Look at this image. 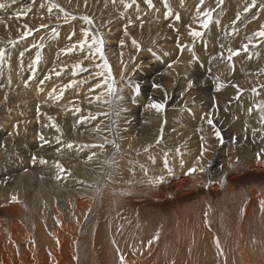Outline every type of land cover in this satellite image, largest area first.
I'll use <instances>...</instances> for the list:
<instances>
[{"label": "bare ground", "instance_id": "obj_1", "mask_svg": "<svg viewBox=\"0 0 264 264\" xmlns=\"http://www.w3.org/2000/svg\"><path fill=\"white\" fill-rule=\"evenodd\" d=\"M30 1H32V0H30ZM126 1H130V0H126ZM143 1H145V0H143ZM192 1L193 0H187V1H185V3H182L183 5H181L180 0H167V3L169 5V7L171 8L172 15L166 16V9H165V6H164V3L162 2V0H152L154 5L159 6V7L157 6L159 9H157L154 12L151 10L152 14H154L155 17L153 18L150 16L149 18H151L153 20L151 22L148 20V22H146V24L144 23L145 25H143V17H142V19L139 18V20L141 19L142 22L141 21L139 22V20L135 17L136 16L135 11H137V10H135V8H137V7H134L133 10H135V11H133V10H131V8L125 9V7H123V3H121L120 0H92V5H95V3H100V6L96 5V6H99V8L103 7L102 4L110 5V7L108 6V8H106V6L104 5L105 6L104 8L106 10L105 11L106 15H107V12L109 13V15H108L109 18H107V20L109 22H107V23L109 24V23L115 22V23L110 24V25H105L106 28L102 27L101 29H103V30H101V31H100V27H99L100 25H99L98 21L93 19L94 17H91V15H90V13H92V12H94V14H96L95 12H97V14H98L99 9H95V7H93L91 10L92 12H90V11L86 12L84 10V7L87 5L86 0H44V2H42V0H41V2L39 1L41 4H39V3H37V4H39V8L42 10H39V8H38V9L34 10L33 12H28L26 10L27 8H25V7L27 6V2L23 3V0H21V1L18 0V6H19L18 8H14V6L9 7V5L7 3H4L3 4L4 7L0 8V115H1V113H4L6 111H9L10 113L6 119H4V118L0 119V143H10L12 145V147L14 146L13 148H15L16 146H17V148H20L21 144H23V145L28 144V146H32L31 144H34V145L35 144H42V142L45 145L46 144L48 145L49 143H52V141L58 140V136H55L54 134H52L51 133L52 130L50 131L51 124L53 122L57 121V119L54 118L52 115L60 116L61 114H64L66 112L71 111L72 109H75L76 110L75 112L83 110L82 113L77 114V115H75L74 112H71L72 113L71 115L69 113L71 118L72 117L74 118V119L72 118L74 120L73 121V124H74L75 120L78 121L80 119V117L84 118V116L87 115V114H85V112H91V111L94 112L95 111V109H93V107H94V103L96 102V100H98L97 99L98 96L100 97V100L105 98L107 101V96H109L108 94L110 92L112 93L113 90H116L119 87L118 86L119 81L123 82L122 83L123 84L122 89L124 88L125 85L126 86L129 85L130 87H133V85H136V84L143 86L146 83H151L152 81H157L156 84L161 86L158 89L162 90V93H160L158 91V94H157L159 102H164L165 96L167 95L166 107L164 109L166 112L165 117L167 116L168 113H170L177 120L171 121V123H170L171 125H165L163 120H162L163 113L160 112V113L148 114V115L145 114L147 117V120L144 122L142 120L137 121V119H134L135 121H133L131 123L133 126L128 122L127 132L125 133L123 131L124 134L119 132L121 137L118 138L119 141L116 143V144H118L117 150L121 151V154L118 155V159H115L114 156L111 157V155H112V152H111L110 157L108 158V161L112 160V162H113L115 159L118 166H121L123 168H128L130 170V173L125 175V177L122 178L121 183L117 182L114 185H112V187H121L123 190H125L129 193L130 192H132V193L136 192L138 194V196L142 195L144 193L150 194V192L159 194V189H162V188H165V189L178 188V189H185V190L188 189L191 192L192 187L200 186L203 183V180H205L207 177L210 178L212 176V168L218 162L217 158L221 154H222V156H224L223 157L224 159H222V164H225V166L229 165L230 163L232 164V161L238 157V159H239V161H241V163L248 165V166H251L254 169H257L256 171H258L260 169L264 170V155H263V153L259 152V153H261V156L258 159L257 158L258 152L256 154L254 152V149L256 150L258 145L262 142V139L260 138V135H261L260 133H262V131L258 132L260 135L257 136V142L256 143L248 142L245 145H243L242 147L240 146L238 148L239 151L236 150L237 154H235L236 152L233 151V153L235 152L234 153L235 156L233 153L231 154V156L233 158V160L231 162H230V160L227 161L229 154L227 155V158H226L225 154L223 155V152L219 151L218 148H215L214 156L216 159L214 160V162L211 161L210 163H208V165H206V161H204L203 158L205 156L207 159H209L210 154L207 153L205 150H202L203 155L200 156L201 149L199 151L197 149L198 147L196 145H195L196 146L195 147V146H192L191 144H186V143L182 144V146L180 147V150L178 148V150L182 154H180V152H179L180 156L175 157V159H174L175 162L170 161L169 158L167 160H165L164 156L163 155L160 156L159 152L157 151V149L161 145H165V142H161V139L168 140L169 137L172 135L168 132V130H173L172 133L175 130H182V131L186 132L187 134H190L191 136H195L194 137L195 141L201 145L203 142H205V141H202L200 143L201 139L205 140V137H206L205 133L207 132V130L209 131L210 128L212 127L207 123L208 116L206 114H208V113H211V118L213 119L215 126L222 127L221 130L218 127V129L220 131H222L224 129V131H225L224 133H226L225 135H227L228 138H232V139L234 138V140H238V141H245V139H246L245 138V135H246L245 131L246 130L244 131L245 128L243 129L242 127H246L250 130L251 126L255 123L254 119L252 118V115L249 112L250 105L248 102H246V103L244 102L245 106H247V108L245 110V113L243 114L244 117L241 118L240 121L238 119H236V121L230 120L228 123H222V117L225 113L231 114V112H233V107L238 108V105L236 103V102H238V100H236L237 99L236 97L238 95L240 96V93H239L241 90L240 87L242 88L243 84H242V82H239L238 85L240 87L233 88V89L231 88V87H233L232 85H230V86L223 85L222 82L224 81V79L226 81L229 80V78H227V77L229 76L230 71L232 72L233 69H232L231 64L226 63V61L222 62V60H223L222 58L219 61L218 58L220 57L219 53L225 52L223 50H226V48L228 49L229 47H232L233 45L239 46V48H241V50H244L243 46L248 41L247 38L253 37L256 32L261 30L262 26H264V8L261 7V4H264V0H256V6L251 7L250 11H248V12H245L244 9H245V7H248L251 5V0H203L202 5H201V0H194L193 2ZM28 2H29V0H28ZM35 2H36V0H35ZM89 5L91 6V3H89ZM143 5H145V4H143ZM198 5L200 6L199 11L201 13H203L205 10H212V13H213L212 21L215 22V26H212V23H213L212 22L210 27L211 28L214 27L216 29L215 30L217 33L216 38H214V36L212 34L207 33L208 29L210 30V27L206 31H204L203 29L198 27V21H197V7H198ZM139 6L141 7L142 4ZM142 7H145V6H142ZM6 8L8 9V11L4 12V11H6ZM29 8H30V6H29ZM146 8H147V4H146ZM82 10L84 11V13L81 12ZM86 10H87V8H86ZM100 10H102V9H100ZM147 10L148 9H145V11H147ZM149 10H150V8H149ZM61 11H63V13H61ZM132 11L135 13V16L132 18V20H133L132 26L135 29V32L132 34H129V32L127 30H124V29H127V27H125L126 24L124 22H120L116 18L114 19V17L120 16V14L122 15L125 12L130 13L129 15H131ZM142 11H143V8H142ZM179 11H180V13L183 11V14H184L185 19H186V21L184 20L186 22V25L187 26L191 25L192 29L202 31L203 35L200 38L194 40V38L189 35L190 29L188 27V29H185L186 34L184 33L187 36H184V38L181 37V39H179L180 43L178 42L181 46H185V45L187 46V47H183V48H181V47L172 48L173 46H170L168 40L163 41L161 38V40H162L161 45H163L164 47H159V42H158V47H156V44H154L155 46L152 45L153 48L150 49L152 54L155 56L154 58L157 61V69H155V67H153L152 69L151 68L144 69L143 67L151 65V60H154V58L149 56L147 52L142 51L143 49H145V46L143 45L144 39H143V41H141L142 36H140L142 30H146L145 32H147L148 29L151 30V28L153 27L152 22L154 23V20L156 22L159 21L160 23L161 22L162 23H168L169 21H175L172 18H173V16L175 18L176 15L179 14ZM137 12H139V11H137ZM148 12H150V11H148ZM60 13H61V15H60ZM110 13H112V14H110ZM31 14H34V15H31ZM54 14L60 15L61 19L66 18V17H68L70 19H75V18L78 19V16H85L87 18H90L91 22H89L88 20H85V21L83 20V22H85V24H87V25H85V29H83V31L84 32L86 31L88 33L85 32V34H87V36L86 35L84 36V33H79V38L77 40L79 42H82L81 41V39H82L84 41V43H81V45L79 44V47H77L76 44H78V42H77L76 38L69 39L68 42H69L70 46L66 48L68 53H65L64 51L59 52L58 48H55L53 50V52L56 53V56H54V59L52 62L47 63L46 61H44L42 59V56L44 55V53L40 50H41L43 44L46 42V40L51 38L52 35L51 34L49 35V28L48 27H46V28L43 27L44 26L43 22L47 23V21H49V20L43 21L45 19H41L42 17H40V16H43L44 18L49 19L51 15L55 16ZM57 15H56V17L59 18L60 16H57ZM112 15H114V16H112ZM141 15H145V14L143 13ZM141 15H139V16H141ZM150 15H151V13H150ZM238 15H239V19H237ZM98 16L105 17V16H102L100 14ZM148 16H149V14H148ZM148 16H147V18H148ZM128 17L130 18V16H128ZM51 18H54V17H51ZM125 18L126 17L124 16V20H125ZM39 20H42L43 22L39 21ZM104 20H106V19L104 18ZM104 20H102V21H104ZM132 20H131V22H132ZM167 20H168V22H167ZM179 21H181V20H179ZM39 22H40V24H42V26H40V24L38 25ZM56 22L54 24H56ZM67 22H69V21H67ZM179 23H182V22H179ZM49 24H51V23L49 22ZM52 24H51V26H52ZM61 24H63V23H61ZM103 24H106V23H102V26H103ZM169 24H170V22H169ZM246 24L248 25L247 31L249 33L247 32V36H246V34H244L246 36V37H244V35L241 36V33H242L241 31L244 32L243 26ZM2 25H4L3 32L6 35L5 34L3 35V33H2ZM77 26L79 27V25H76V27ZM86 26H89V28H87ZM18 27H21V28H18ZM78 27H77L76 31L82 30V28L79 29ZM119 27L121 28V31H124V32H120ZM114 28H115V30L119 29V32H120L119 34H121L120 37L121 36L122 37L127 36L126 40H125V38L123 39L126 42L125 44H127V46L131 47L134 44L133 41H135V43H138V45H140V47H142L141 52L138 53V56L136 55L138 58L136 59L135 65L132 67H131V65H129V62L133 58H131L130 60H127V57H126V55H124L123 51L116 53L115 49L111 48L108 45V41H109L108 33L113 35L115 32ZM154 28H156V27H154ZM159 28H161V27H159ZM242 28H243V30H242ZM70 29L72 30V27H70ZM106 29L108 30V33L106 32ZM153 30H155V29H153ZM153 30L151 32H153ZM47 31H48V34L44 35L43 33H45V32L47 33ZM55 31H57V30H55ZM182 31L184 32L183 29H182ZM89 32L94 34V35H97L95 37V39H97L98 41H100L99 38L102 37L103 43L100 44V46L93 45L94 43H98V42H95L94 40L92 41L93 44L90 42L92 40V36L88 35ZM160 32H162V31H160ZM164 32H167V31L165 30ZM183 32H181V33L183 34ZM209 32H211V31H209ZM51 33H53V32H51ZM153 34H154V32H153ZM207 34L210 35L209 39H212V40L216 39L217 41H221V43L218 42L219 44L216 43L215 47H211L210 49L208 48L209 50H203L206 54L203 57H198L201 59V61L204 63V65L208 63V67H210V75H209V73H207L208 72L206 70L207 66L205 67L204 65L200 64V62H198V59L196 58L197 56L193 55V53H192V49H194V46H195V51H197L198 53L200 52V50H197V49L199 48V44H200L201 40H204L205 38L208 37ZM162 35H163V33H162ZM152 36H154V35H152ZM18 37H21L20 42L14 41L15 39L17 40ZM153 38H155V37H153ZM12 40H13V42H12ZM119 40H122V39L120 38ZM119 40L116 42L119 43ZM182 40H184V42ZM253 40L256 42L255 48H253L252 45L248 44L250 47L252 46V49L248 47L247 53H244L245 50L243 51V54L246 55L247 57L249 55L251 56V61L248 58V64L243 67L245 72H246V70L249 69L250 63H252L253 60L257 56H263L264 55V38L255 37ZM146 41H147V39H146ZM151 43H153V42H151ZM213 43L215 44V42H213ZM213 43L211 44L212 46H213ZM84 44H86V45H84ZM191 44H194V45H191ZM115 45H116V43H115ZM149 45H151V44H149ZM221 45H223L224 47L221 48ZM133 47H134V45H133ZM135 47H136V45H135ZM189 48H191V51L189 50ZM215 48H216V50H215ZM234 48H237V47H234ZM73 49H75L74 50L75 52L73 51ZM116 50H118V49H116ZM241 50H240V52H241ZM38 51L40 52V56L38 57L39 63L36 64L35 60L37 57L35 58V54H37ZM90 51L94 55H90V56L86 57V55H88V53ZM128 51H129V49H128ZM135 51H137V50H135ZM135 51H134V53H136ZM109 52L116 53L115 60H113L111 62L109 61L108 55H107ZM226 52H227V50H226ZM95 54H99V55H95ZM171 54H176L177 56L176 55L171 56ZM146 56H149V57H146ZM30 57H32L31 58L32 61L28 65L27 62L30 59ZM213 57H216V59H213ZM260 60H261V58H260ZM231 62H233V61H231ZM80 64L82 65V68L84 69L83 71H80ZM8 65H11L12 69L7 70V73L4 74L3 70ZM169 65H171V67H169ZM240 65H241V63H240ZM244 65H245V63H244ZM252 65H254V64H252ZM253 67H255V66H253ZM258 67L260 68L259 64H258ZM259 68H257L256 70H259ZM251 70H253V69H251ZM261 70H262V68H261ZM236 71L240 72L241 70L239 68L238 70L236 69ZM57 73H59V75H57ZM74 73H77V74L74 75ZM258 73H259V71H258ZM258 73H256V74H258ZM1 74H3V75H1ZM48 77H50V78H48ZM118 77H121V80ZM144 78H148V79L152 78L153 80L152 81L151 80L145 81ZM253 78H255V77H253ZM248 79H249V77H248ZM37 81H40L41 83H39ZM190 81L193 82V86L191 88H188V84ZM219 84H222L223 87H221L219 91H216V88ZM151 86H152V84H151ZM105 88H106V90L103 91ZM126 88H129V87H126ZM255 89H257V88L255 87ZM108 91H109V93H107ZM116 94H117V91H116ZM148 94H150V93H148ZM119 96H123V95H119ZM252 97H254V96H252ZM137 98L139 99L141 97L139 95H137ZM258 99H259V97H258ZM108 100H111V99H108ZM253 100H254V98H253ZM119 101H121V100H119ZM116 102L117 101H115L113 103H116ZM193 103H199L200 105H193ZM257 103H259V102L257 101ZM100 104H102L104 106V100ZM131 104H132V102H131ZM131 104H130V106H131ZM107 105H109V104H107ZM133 105H132V107H133ZM111 106H114V104L112 105V103H111ZM122 106H123V104H122ZM122 106H120V107H122ZM120 107L117 106V109H121ZM146 107L151 109L147 105L144 107V109H146ZM126 108H128V107H126ZM129 108H131V107H129ZM123 109L125 110L124 107H123ZM144 109L140 108L139 112H142V110L144 111ZM216 109L217 110L221 109L222 114L219 113V115H217L216 114L217 112L215 113ZM251 109H253V108H251ZM98 110H100V109H98ZM164 110H163V112H164ZM130 112H131V110H130ZM145 112H146V110H145ZM122 113H123V111H122ZM235 113H238V110H236ZM155 115H157V116H155ZM253 115H254V113H253ZM101 116L102 115H100L99 117H101ZM257 116H259V115H257ZM49 118H51V119H49ZM82 118H81V120H82ZM86 118H88V117H85V120L87 121ZM116 118L117 117H115V119ZM105 119H107V118H105ZM226 119H227V116H226ZM256 119L257 118H255V120ZM111 120H113V119L111 118ZM258 120L259 119H257L256 121H258ZM226 121H228V119ZM118 122H120L119 124L123 123V121L122 122L118 121ZM77 123L78 122H76V124ZM87 123L90 126L89 122H87ZM98 123H100V122H98ZM103 123H104V125L105 124L109 125L110 122L109 123H108V121H107V123L102 122L101 124H103ZM112 123L113 122H111V124ZM71 124H72V121H71ZM76 124H74V126ZM207 124L210 126L209 129L205 128ZM77 125H80V124H77ZM113 125H114V123H113ZM121 126L122 125H120V127L119 126L118 127L122 128ZM123 126H124V124H123ZM258 126H260V125L258 124ZM83 127H85V124H83ZM109 127H110V125H109ZM86 128H88V127H86ZM92 128L94 129L95 127H92ZM104 128H105L106 132H108L106 127H104ZM110 128H112V127H110ZM44 129H47L49 131L43 132ZM53 129H54V127H53ZM115 130H117V129H115ZM120 130H118V131H120ZM123 130H124V128H123ZM204 130L206 132H204ZM251 130H252V128H251ZM93 131L96 132L97 130L95 131V129H94V130H92V132ZM90 132L91 131H89V133ZM114 132H112V133H114ZM250 132L248 131V133H250ZM89 133L87 132L88 135L86 134L88 137L90 134H92V133H90V134ZM99 133H100V131H99ZM99 133H97L96 136L99 135ZM210 134H212V133L210 132L209 135ZM41 135L44 137V140L40 139ZM100 135H101V133H100ZM75 136H76V134H75ZM82 136H83V134L81 135V137ZM91 136H95V135H91ZM105 136H106V134H105ZM109 136H110V134H109ZM163 136H165V137L163 138ZM113 137H115V135ZM262 137H264V135ZM78 138H80V137L78 136ZM99 138H96V139H99ZM111 138H109V140H111ZM212 138H213V136H211L210 139H212ZM259 138H260V141H259ZM83 139H85V138H83ZM102 139H104V138H102ZM154 139H155V142L153 143ZM95 140H93V143H91V144H95L94 143ZM114 140H116V138ZM249 140H251V139H249ZM104 141H107V140H104ZM158 141H159V144H157ZM213 141H214V139H213ZM224 141H226V140H224ZM81 142H83V140ZM84 142H85V140H84ZM228 142H229V140H228ZM151 143H152V145H150ZM103 144L104 143H102V145ZM141 144L147 145V146L144 145L145 148L148 147V149L145 150L146 152H140L138 150L141 147ZM213 144H216V143L213 142ZM233 144L236 145L235 142ZM50 145H52V144H50ZM107 145H108V143H107ZM186 145H188L190 147L187 149ZM254 145H255V147H254ZM262 145H263V143H261L259 146L261 147ZM87 146H88V144H87ZM214 146L215 145H213V147ZM4 147H6V146H4ZM169 147H173V146H165L163 148L165 154H167V155L171 151V149ZM194 147L199 151L198 153L195 152L194 149H192ZM17 148H15L16 151L19 150ZM183 148L186 150H183ZM209 148H211V147H209ZM106 149H108V147H106ZM125 149L126 150L129 149V151L127 150L128 153L124 152ZM43 150H45V149H43ZM206 150H208V149H206ZM134 151H137V153H135L133 155ZM44 152H46V151H44ZM226 152H229V151H226ZM13 153L15 154V150ZM37 153H38V151H37ZM47 153H50V152L47 151ZM243 153H245V154L243 155ZM96 154H97V152H96ZM17 155H19V154L17 153L16 156ZM21 155H22V153H21ZM44 155L42 154L43 157H44ZM98 155H100V154H98ZM15 157H13V158H15ZM15 159H18V156ZM89 159L91 160V158H89ZM100 159H102V158H100ZM132 159H133L134 163H135V161H139L140 165L130 164V161H132ZM40 160H38V162ZM92 160H94V159L92 158ZM83 163H85V162H83ZM38 165H39V163H38ZM81 165H83V164H81ZM234 166H236V165H234ZM30 168H31V166H30ZM81 168L83 169V167H81ZM100 168L102 169V166H100ZM105 168L106 167H104V169ZM193 168H195L196 171L190 172V169H193ZM200 168H203L204 171L201 172ZM263 170H260V171L262 172ZM23 173H25V174L28 173V170H27V172H23ZM28 174H26L24 176L26 177ZM131 174H133V175H131ZM20 175L21 176L18 175L19 177L17 179H20L21 177L23 179V174H20ZM69 175H71V174L69 173ZM94 175H95V173H94ZM88 176H90V175H87L86 177H88ZM161 177H162V179H161ZM128 181H130L129 184H128ZM211 183H212V181H211ZM20 184L22 185L21 182H20ZM23 184H24V182H23ZM12 185H15V184H12ZM202 187H204V186L201 185V188ZM27 189H26V191H27ZM23 190H25V188ZM30 190L27 192L31 193ZM38 191H40V190H38ZM256 191L258 192L260 190L256 189ZM36 192H37V190H36ZM35 194H38V192ZM68 194L69 193H67L66 195H68ZM146 194H145V196H146ZM29 195H31V194H29ZM38 195H40V194H38ZM43 195H44V193H43ZM255 195L261 196V192L255 193ZM202 196H205V195L203 194ZM206 197H207V195H206ZM201 198H203L202 199V201L204 202L203 207L205 208V213L203 212L204 216H203L202 222L195 219V218H197L196 210H198V209L195 208V204H193V202L190 203L191 205H189V204L183 205V203H182V205H177L176 207L174 206V207L170 208L167 212H165V214L162 212L164 214L163 216H166L165 219L168 220L167 223L173 224L171 227H173L172 231H173L174 237L170 241L172 243L170 244V242L164 238V240H163L164 243L162 244V246L160 248L158 244H159V241H161V239L155 237L156 239L154 238L155 240L153 242H151V243H153V246H151L152 245L151 243L146 242L147 245H145V247H143L142 253L135 252L134 250L137 248L135 246L130 247L128 250L126 249V246H122L121 240L119 238L115 237V235H114L115 233L113 234V231L110 229V227H108L109 226L108 224L105 223L103 225V223H101V225H100L99 216L101 213L98 211L96 214L94 213L95 215H89L87 217V219H85L87 221L86 222L87 227L85 226L86 227L84 229L85 234L83 236H82V228H83L82 225L78 226V224H76L74 220L70 221L71 223L74 222L73 224L67 225L64 223L62 218H59L60 222H59V224L56 225V228L53 229L52 231H49L50 236H47L45 234L44 229L39 230L40 229L39 225H34V230H32V231L30 229H28L27 227H22L20 229L21 224H18L14 228V230H10L9 227H6V226H4L2 228L0 227V228L2 229V234L5 238V242L7 243L5 245L10 246L11 250L13 247L15 249V251H17V253H19L18 252L19 249L20 250L28 249L29 251H31L33 254L36 255L37 252H42V253L46 252L50 246V242H54L56 245H59V246L62 242V244H64L61 247L63 252L61 251L62 254L59 256L57 255L58 258H56L55 256L52 255V258L53 257L56 258V260H54L55 258L53 259L54 261L52 260L53 261L52 264H54L55 261L57 264L59 262L60 263L62 262V264H122V261H123V264H176V262L182 263V264H184V263H187V264H200L201 263V264H203L202 262L195 261V260H198L197 258H199V252L197 250L200 249V248L197 249V246H199V245H197V241L199 240L198 233L201 234V237L204 235L207 238V242L211 244V247H212L211 249H213L212 253H214L216 257L217 256L222 257V255L224 253L223 252L224 251V244H225V242L228 241L229 238H231L234 242L232 247L235 248L237 258H239V260H240V261H238L239 264H264V245L256 248L255 245H252L250 243L252 245V247H251V245H249L250 246L249 247L248 245H246L247 244L246 239H244L243 242L241 241V237L239 236L238 231L234 230L231 233V235H228V233L226 231V228L224 226L225 222L223 221L224 216H223L222 211L224 210L225 213L228 214V216L235 215L237 218L236 220L238 221V224L241 227L242 222L240 220L242 219L243 213L241 215H238L239 214L238 212L241 211V209L239 211H236L232 207V209L231 208H224L222 210L219 208L220 207L219 206V207H217V209H215L216 210L215 214H213L214 218L216 217V220L214 221L210 218V215H209L211 212V209H212L209 206L210 203L206 201V198L205 199H204V197H201ZM207 198H210V197H207ZM3 199H5V198H3ZM157 199L158 200L160 199V195H159V198H157ZM80 200H82V199H80ZM83 200H84V198H83ZM207 200H210V199H207ZM258 201L260 203L263 202L264 197L259 199ZM10 202H12V201H9L10 206H13L15 204V203L14 204L12 203V205H11ZM16 202H18V200ZM81 202H83V201H81ZM7 203H8V201H7ZM17 204H18V206L22 205V203L20 205H19V203H17ZM198 205L199 204H197V206ZM2 206H3V203H2V205H0L1 212H3L4 209L7 210L5 207H2ZM24 206L26 207L25 204H24ZM80 206H82V205H80ZM181 207H182V210H181ZM2 208H4V209H2ZM15 208H17V207H15ZM15 208H13V209L15 210ZM20 208L22 210H24L23 206ZM20 208H19V212L20 211L23 212L22 210H20ZM118 208H120V206ZM121 208H122V206H121ZM124 208H126V207H124ZM178 210H180V211H178ZM185 210H187V211H185ZM8 211H9V209L7 211H4V213L6 212L8 214ZM11 211H12V209H11ZM11 211L9 212V215H10ZM101 212H103V211H101ZM249 214H250V211H249ZM14 215H16V214H14ZM108 217H110V216L108 215L107 219H108ZM177 220L181 223L180 225L179 224L175 225L177 223L176 222ZM156 222H158V221H156ZM83 224H85V223H83ZM164 226H165V228L169 227V225H164ZM42 228H44V227H42ZM30 232L31 233L36 232L38 234V237L36 235H35V237H37V238L33 237V235ZM223 234L226 237L225 238L226 241L224 239H222ZM74 235L76 238H78L77 242L76 243H67L68 240L70 238H72ZM116 236H118V235H116ZM17 240L19 242L23 240L25 243H27V241H33V242L31 244V246L30 245L29 246H21V248H18L19 243H17L18 242ZM15 241H17V242H15ZM35 241H38V242H35ZM80 241H85L87 248H86L83 255L75 256V253L73 252V250L79 244ZM112 242H114L115 244ZM119 242H121L120 245H119ZM261 242H264V241H261ZM0 246H1V244H0ZM95 246H96V249H95ZM91 247H92L93 253L88 252V248H91ZM209 247H210V245H209ZM14 249H13V251H14ZM77 250L78 249H76V251ZM96 250H97V252H96ZM65 251L66 252L68 251L67 253H69V255H74V256H69ZM55 253L57 254V252H55ZM209 253H211V252H209ZM209 253H208V255H209ZM17 255H19V254H17ZM231 255L229 254V256H231ZM19 256L17 257L18 258L17 261L20 260ZM43 256L42 257L39 256V257L43 259ZM60 256L63 257V259H61ZM229 256L226 255L225 257H223L224 259H222L223 261H221V263L229 264L228 263V259H229L228 257ZM233 256H234V254H233ZM37 257H38V255H37ZM45 257L48 258L46 255H45ZM234 257H236V256H234ZM209 258H211V257H208L207 261L209 260ZM30 259H32V258H30ZM39 260L40 259H38V260L35 259V261L33 260L34 262L32 260H30V262H31V264H32V262H33V264H38V263H40ZM44 260H46V259H44ZM44 260H42V261H44ZM176 260H178V261H176ZM232 261H233V259H232ZM6 262L8 264H11L10 263L11 261L10 262L6 261ZM18 262H21V260ZM48 262H51V260H49ZM28 263H25V264H28ZM40 264H44V263L41 262ZM46 264H47V262H46Z\"/></svg>", "mask_w": 264, "mask_h": 264}, {"label": "rangeland", "instance_id": "obj_2", "mask_svg": "<svg viewBox=\"0 0 264 264\" xmlns=\"http://www.w3.org/2000/svg\"><path fill=\"white\" fill-rule=\"evenodd\" d=\"M32 1L29 0V2H28V0H23V3L27 2V6L25 8H27L26 10L28 12H33L34 10L38 9L39 8V4H41L40 3L41 0H36V2H35V0H32ZM89 1L90 0H86V2H87L86 4L87 5L85 7L87 8V10H86L85 7H84V10L86 12H89V11L92 12L91 10H92L93 7H95V9H99L98 10L99 11L98 14H97V12H95L96 14H94V12H92V13H90V15H91V17H94L93 19L98 21V23L100 25L99 26L100 27V31L103 30V29H101L102 27L106 28L105 25H110V24L115 23V22H112V23H109V24L107 23V22H109L107 20V18H109L108 17L109 13L107 12V15H106V12H105L106 10H105L104 7L106 6V8H108V6L110 7V5L102 4L103 7L99 8L100 3H95V5H92V0L90 2ZM130 1H126V2L130 3ZM180 1H181V5H183L182 3H185V1H187V0H180ZM42 2H44V0H42ZM144 2L145 1H143V0H138L136 2V4H133L132 7H130L131 10H133L134 7H137V5L139 6V5L142 4V6H145V7H142V6L140 7L139 6L138 9L135 8V10H137L139 12L133 10V11H135L136 16H135V13L132 11L131 15H129L130 13L125 12L122 15L120 14V16L114 17V19L116 18L120 22H124L126 24L125 27H127V29H124V30H127L129 32V34H132V33L135 32V29L132 26L133 25L132 18L134 16L138 20H139V18L142 19V17H143V25H145L146 22H148V20L150 22L153 20V19L149 18L150 16L153 17V18L155 17V15L152 14V11L154 12L157 9H159L158 8L159 6L155 5L154 9L152 8V9L149 10L148 6L146 8V3H144ZM1 3L2 4L7 3L9 5V7H12V6H14V8H18L19 7L18 6V0H0V4ZM37 3H39V4H37ZM89 3H91V6L89 5ZM143 4H145V5H143ZM96 5H99V6H96ZM29 6H30V8H29ZM123 7H124V4H123ZM142 8H143V11H142ZM28 9L29 10L31 9V10L29 11ZM100 9H102V10H100ZM145 9H148V10L145 11ZM39 10H42V9L39 8ZM7 11H8V9L6 8V11H4V12H7ZM63 11H61V13H63ZM148 11H150V12H148ZM81 12L84 13L83 10ZM61 13H60V15H61ZM140 13L141 14L144 13L145 15H141ZM150 13H151V15H150ZM99 14L102 15V16H105V17L98 16ZM110 14H112V13H110ZM148 14H149V16H148ZM31 15H34V14H31ZM54 15L55 16L51 15L50 18L54 17L55 19L54 18L47 19V18H44L43 16H40V17H42L41 19H45L43 21L49 20V21H47V23L43 22L42 20H39V21L43 22V25H44L43 27L44 28H46V27L49 28V35L50 34L52 35L51 38L46 40V42L43 44V46H42V48L40 50V51H42L44 53V55L42 56V59L44 61H46L47 63L48 62H52L53 59H54V56H56V53L53 52V50L55 48H58V50L60 52V51L65 50L67 47L70 46L69 42H68L70 36H71V38H76V40L79 38V33H84V36L85 35L87 36V34H85L86 31L85 32L83 31V29H85V25H87V24H85V22H83L84 19H81L82 17H85V16H78V19L77 18L70 19V18L66 17V18H63L64 19L63 20V19H61L60 15H57V14H54ZM56 15L60 16V17L58 18V17H56ZM139 15H141V16H139ZM178 15L181 16L180 19H179L181 21L175 19L174 16H173L172 19H174L175 21H169L170 24H169L168 20H167L168 23H162V22L160 23L159 21L156 22L154 20V23L152 22V26L153 27L151 26L152 27L151 30L148 29L147 32H145L146 30H142L140 36H142L141 37L142 38L141 41H143V39H144L143 45L145 46V49H143L142 51L147 52L149 56L154 58L155 56L152 54L150 49L153 48L152 45H154V44H156V47H158V42H159V47H164L163 45H161L162 40L163 41H165V40L167 41L168 40L170 46H173L172 48L178 47L177 44H178V42L180 43L179 39H181V37L184 38V36H187V35H185L186 34L185 33V31H186L185 29H188V26L186 25V22H185L186 19H185V16L183 14V11L181 13L179 11ZM112 16H114V15H112ZM124 16L127 19L125 18V20H124ZM128 16H130L131 19ZM147 16H148V18H147ZM104 18L106 20H104ZM141 19L139 20V22L140 21L142 22ZM102 20H104L105 22L102 21ZM129 20L130 21L132 20V22L128 23ZM54 21L55 22L57 21L56 24H54L55 23ZM67 21H69V22H67ZM49 22L51 24L53 23L52 26H51V24H49ZM179 22H182V23H179ZM61 23H63V24H61ZM102 23H106V24H103V26H102ZM39 24H40V22L38 23V25ZM181 24L182 25L184 24V25L182 26ZM76 25H79V27L78 26L77 27L79 29L82 28V30H77L76 31V29H77ZM246 25L243 26L244 27V32L241 31L242 32L241 36H243L244 34H246V36H247L248 25L247 26ZM40 26H42V24H40ZM212 26H215V22L212 23ZM70 27H72V30L70 29ZM86 27L89 28V26H86ZM154 27H156V28H154ZM159 27H161V28H159ZM18 28H21V27H18ZM153 29H155V30H153ZM164 29L167 32H164L165 31ZM182 29L184 30V32L182 31ZM3 30H4V25H2V33L4 35L5 33L3 32ZM55 30H57V31H55ZM152 30H153L154 34H153V32H151ZM215 30L216 29L214 27L213 28L210 27V30L208 29L207 33L212 34L214 36V38H216L217 37V33H216ZM242 30H243V28H242ZM114 31H113L114 34L111 35V34L108 33V30L106 29V32L108 33V37H109L108 45L111 48H114L116 53L117 52L119 53V52L123 51L124 55H126V57H127V60H130L131 58H133L129 62V65H131V67L134 66L135 63H136V59L138 58L137 57L138 53L141 52V48L142 47H140V45H138V43L133 44L134 47L132 45L131 46L132 48L130 46H127V44H125L126 42L123 40L124 38L126 40L127 36L126 37H122V36L120 37L121 34H119L120 32H124V31H121V28H120V32H119V29L115 30V28H114ZM160 31H162V32H160ZM204 31H206V30H204ZM209 31H211V32H209ZM51 32H53V33H51ZM181 32H183V34ZM73 33H75V34L73 35ZM86 33H88V32H86ZM162 33H163V35H162ZM43 34L44 35L48 34V31H47V33L45 32ZM152 35H154V36H152ZM207 35H208V37L205 38L204 40H201V42L199 44V48L197 49V50H200L199 53L197 51H195V46H194V49H192L193 55L197 56L196 58L198 59V62H200V64H202V65H204V63L198 57H203L206 54L203 50H209L211 47H215L216 43H218V42L221 43V41H217L216 39H213V40L209 39L210 35L209 34H207ZM90 36H92V35H90ZM96 36L97 35L92 36V40L90 42L93 44L92 41L94 40L95 42H98L99 44L98 43H94L93 45L100 46L101 43H100V41L95 39ZM246 36L244 35V37H246ZM153 37H155V38H153ZM118 38L119 39L121 38L122 40H119ZM161 38H162V40H161ZM146 39H147V41H146ZM20 40H21V37H18L17 40L15 39L14 41L20 42ZM118 40H119V43L116 42ZM149 40L150 41L152 40L151 42H153V43H151ZM184 40H182V41L184 42ZM81 41L82 42H79L77 40V42L80 45H81V43H84V41L82 39H81ZM12 42H13V40H12ZM213 42H215V44ZM247 42H246V44H249V45H252V46L253 45L256 46V42L254 40H252L251 43H249V42L247 43ZM115 43H116V45H115ZM212 43H213V46L211 45ZM149 44H151V45H149ZM84 45H86V44H84ZM135 45H138L139 47H137V46L135 47ZM191 45H194V44H191ZM252 46L251 47L249 46V48L252 49ZM255 46H253V48H255ZM234 47H237V48H234ZM230 48H232L234 51L237 50V49L241 50V48H239V46H235V45H233ZM116 49H118L119 51L116 50ZM128 49H129V51H128ZM135 50H137V51H135ZM215 50H216V48H215ZM226 50H227V48H226ZM226 50H223V51H225V52H223L224 53V57L228 55ZM134 51L137 54L134 53ZM243 51L244 50H241L242 53L240 52L239 55L233 57V59H232L233 62H228L226 59L222 60V62L226 61V63L231 64L232 65V69H233L232 72L230 71L229 76L227 77V78H229V80L226 81L224 79V81L222 82L223 85H225V86L232 85L233 87H231V88L233 89V88L240 87L238 85L239 82H242V84H243V87L242 88L240 87V89H241L240 92H239L240 96H239L238 99H236V100H238V102H236L237 105H238V108L237 107H233V112H231V114L225 113L223 115V117H222V123H228L230 120L236 121V119H238L240 121L241 118L244 117L243 114L245 113V110L247 108V106H245V103L248 102L249 105H250L249 109L253 108V109H251L250 114L252 115V118L254 119L255 123L251 126L252 130H251V128L249 130L246 127H242L243 129L245 128L244 131L246 130L245 131V133H246L245 141H238V140H234V138L233 139L232 138H228V136L225 135L226 133H224L225 131L223 129L222 130L223 132L220 131L221 132V136H222V140H223V142L221 143L216 138V136L214 134V130L212 129V127L210 128V126L208 124L206 125L205 128H208V129L210 128L209 131L212 134L209 135L210 132L207 130V132H208L207 133L205 131L206 130L205 129L204 130V132H206L205 133V136H206L205 140L201 139L200 143L202 141H205V142H203L201 145L198 144L195 141V138H194L195 136H191L190 134H187L186 132H184L182 130H175L173 133H172L173 130H168V132L170 134H172V135L169 137L168 140L161 139V142H165V145H161L157 149V151L159 152V155L160 156L163 155L165 160H167L169 158L170 161L175 162V160H174L175 157L180 156V154H182L179 151L180 147L182 146L183 143H186V144H191L192 146L196 145L198 147L197 149L199 151L201 149L200 156L202 155L201 154L202 150H205L207 153L210 154V156H209L210 158L209 159H207L205 156L203 158L204 161H206V165H208V163H210L211 161L214 162V160L216 159L215 156H214L215 148H218L219 151L223 152V155L225 154L226 158H227V155L229 154L227 161L230 160V162H231L233 160V158L231 156L233 151H235V152H236V150L239 151L238 148L240 146L242 147L243 145H245L248 142L256 143L257 142V136H259L260 134H261L260 138L262 139L261 143H263V145L260 147L259 146L261 144L260 143L258 145V147L256 148V150L254 149V152H255V154L257 152L258 153L262 152L263 155H264V151H262V150H264V139H263L264 137H262L264 135L263 134L264 131H262V133H260V134L258 133V132H261L260 129H262V124L260 122V112H259V110H257L256 107H254L256 105L257 101L258 102L264 101V70H263L264 69V61H263L264 60V55L263 56H257L256 57L257 59L255 58L253 60V62L250 63L249 69L246 70V72H245L243 67L248 64V58L251 61V56L249 55L247 57L246 55L243 54ZM247 52H248V49H247V51H244V53H247ZM116 53L109 52L107 54L108 55V59H109L110 62L115 60ZM173 55H176V54H171V56H173ZM39 56H40V52L38 51L37 54H35V58L36 57L38 58ZM149 56H146V57H149ZM31 58L32 57H30V59L27 62L28 65L32 61ZM260 58H261V60H260ZM218 60L220 61L221 58L219 57ZM240 63H241L242 66L240 65ZM244 63H245V65H244ZM252 64H254V65H252ZM258 64L260 65V68L258 67ZM150 66H146V67H143V68L144 69H146V68H151L152 69L153 67H155V69H157V61H156L155 58H154V60H151V65ZM204 66L205 67L207 66L206 70L208 71L207 73H209V75H210V67H208V63L205 64ZM253 66H255V67H253ZM239 68H240L241 71L237 72L236 69L238 70ZM257 68H259V70H256ZM261 68H262V70H261ZM9 69H12L11 65H8L6 68H4V70H3L4 74H6L7 70H9ZM251 69H253V70H251ZM258 71H259V73H258ZM256 73H258V74H256ZM1 75H3V74H1ZM248 77H249V79H248ZM253 77H255V78H253ZM118 78L121 80V77H118ZM152 78H149V79L148 78H144V80L145 81H149V80L152 81L153 80ZM37 82L41 83L40 81H37ZM122 83H123L122 81H119L118 82V86L119 87L116 90H113L112 93L111 92L109 93V91L107 92V93H109L108 94L109 96H107V101H106L105 98L101 99L102 101L104 100V106L102 105L103 103L100 104L102 101L100 100V97L98 96V98H97L98 100H96V102H95L96 104L94 103V107H93V109H95V111L94 112L93 111L85 112V114H87V115H85L84 118L80 117V119L78 121L75 120L74 124H76V122H78L77 124H80V125L76 124L74 126V124H73V121H74L73 119L74 118L72 117L73 118L72 119L70 115L72 114L71 112H74L75 115L80 114V113L83 112V110L75 112L76 110L72 109L71 111L66 112L64 114H61L60 116L52 115L54 118L57 119V121L53 122V123L58 127L59 131H57L55 127L53 129V126H52L53 123L51 124L50 131L52 130L51 133L54 134L55 136H58V140L59 141L58 140L57 141H52V143H49L48 145L47 144L45 145L42 142V144L44 146L42 144H35V145L31 144L32 146H28V144H24V145L21 144L20 148H17V146L15 147V148L19 149L18 151H16V149L13 148L14 146L12 147V145L10 143H0V205H2V203H3L2 207H5L7 210L9 209L8 214L6 212H5L6 213L5 214L4 211H7V210L2 208V209H4V211L1 212V207H0V227L2 228L4 226H6V227H9L10 230H14V228L18 224H21L20 229L22 227H27L28 229H30L32 231V230H34V225H39V228H40L39 230H43L44 229L45 230V234L47 236H50L49 231H52L53 229H55L56 225L59 224V222H60L59 218H62L64 223L67 224V225L73 224L74 222H72V223L70 222L72 220H74L75 223L78 224V226L82 225L83 226V228H82V236H83L85 234L84 233V229L87 227L86 226V222L87 221L85 219H87V217L89 215H95L97 213V211H98V212L101 213L100 216H99L100 225H101V223H103V225L105 223L108 224L109 225L108 227H110V229L113 231V234L115 233L114 234L115 237L119 238L121 240L122 246H126L127 250L130 247H134L135 246L137 248L134 251L138 252V253L139 252L142 253L143 247H145V245H147L146 242L151 243L156 238H160L161 241H159L158 245L161 248L162 244L164 243L163 242L164 238L167 239L170 242L172 240V238L174 237V234H173V231H172L173 227H171L173 224H171V223L168 224L167 223L168 220L165 219L166 216H163L165 214V212H167L170 208H172L174 206L176 207L177 205H182V203H183V205H187V204L191 205L190 203L193 202V204H195V208L198 209V210H196L197 218H195V219L199 220L200 222H202L203 221V216H204L203 214L205 213V208L203 207L204 206V202L202 201L203 198H201V197H204V199L206 198V201L210 203L209 206L212 209H211V212H210L209 215H210V218L212 220H214V221L216 220V217L214 218L213 214H215V211H216L215 209H217V207H219V206H220L219 208L222 209V210L224 208H231L232 209V207L236 211H239L241 209V211L238 212L239 214L237 213L238 215H241L243 213L242 219L240 220L242 222L241 223V227L238 224V221L236 220L237 218H236L235 215L228 216V214H226L224 210L222 211L223 216H224L223 217V221L225 222L224 226L226 228V231H227L228 235H231V233L234 230H236V231H238V234L241 237V241L242 242L244 241V239L247 240L246 241V243H247L246 245L249 246V245L252 244V245H255L256 248L264 245V242H261V241H264V201L261 202V203L258 201L259 199L264 197V170L260 169V170H263L262 172L260 170L256 171L257 169H254L251 166H248V165H245V164L241 163V161H239L238 157L233 160L234 162L232 161V164L230 163L229 165L225 166V164H222V159H224L223 158L224 156H222V154H221L220 155L221 157L219 156L217 158L218 162L212 168V176L210 178L207 177L205 180H203V183L201 184L205 188L204 187L201 188V185L200 186H195V187L191 188V192L188 189L185 190V189H178V188H170V189L162 188V189H159V194L150 192V194L144 193V194L138 196V194L136 192H134V193L130 192L129 193V192L123 190L121 187H112V185H114L117 182L121 183L122 178L125 177V175L130 173V170L128 168H123L121 166H118L117 162L115 161V159H118V155L121 154V151L117 150L118 144H116L119 141L118 138L121 137L120 133L124 134V132L125 133L127 132L128 122L131 124L133 121H135L134 119H137V121H141L142 120L144 122V121L147 120L146 115L160 113V112H157L153 108L149 109L148 107H146V109H144V107L146 105L148 106L149 104H151L153 102H159V99L157 97L158 91L160 93H162V90H160V89H158V88L153 86L154 84L157 85L156 84L157 81H152L151 83H146L143 86H140V85L136 84L140 88L138 94L135 91V86L136 85H133V87H130L129 85H127V86L125 85L124 88L122 89V87H123ZM151 84H152V86H151ZM126 87H129V88H126ZM255 87L257 88L256 92L257 93L260 92L259 95H255V93H253L252 89H254ZM105 90H106V88L103 91H105ZM116 91H117V94H116ZM148 93H150V94H148ZM136 94L139 95L141 98L138 99ZM119 95H123V96H119ZM252 96H254V97H252ZM258 97H259V99H258ZM253 98H254V100H253ZM108 99H111V100H108ZM119 100H121V101H119ZM115 101H117L116 102L117 104L113 103ZM131 102H132V104H131ZM111 103H112V105L114 104V106H111ZM129 103L131 104V106H130ZM107 104H109V105H107ZM122 104H123V106H122ZM119 105L122 106V107H120ZM132 105H133V107H132ZM193 105H200V104L199 103H193ZM117 106L120 107L121 109H117ZM123 107L125 108V110L123 109ZM126 107H128V108H126ZM129 107H131V108H129ZM140 108L144 109V111L142 110V112H139ZM98 109H100V110H98ZM130 110H131V112H130ZM145 110H146V112H145ZM236 110H238V113H235ZM122 111H123V113H122ZM161 112L163 113L162 120H163L165 125H171L170 124L171 121H176L177 120L170 113H168L167 116L165 117V114H166L165 110H164V112L163 111H161ZM9 113H10L9 111L1 113L0 119H3V118L6 119L9 116ZM69 113H70V115H69ZM215 113L217 115H219V113L222 114L221 109H219V110L216 109ZM253 113H254V115H253ZM100 115H102V116L99 117ZM257 115H259V116H257ZM103 116L105 118H107V119H105ZM155 116H157V115H155ZM226 116H227L228 121H226L227 120ZM85 117H88V118H86L87 121L85 120ZM115 117H117V118L115 119ZM81 118H82V120H81ZM111 118L113 120H111ZM255 118H257L259 120L256 121L257 119L255 120ZM71 121H72V124H71ZM107 121H108V123L110 122L109 125L112 128H110L108 124H105V125H104V123L101 124L102 122L107 123ZM118 121H121V122L123 121V123L119 124L120 122H118ZM87 122H89L90 126L88 125ZM98 122H100V123H98ZM111 122H113L114 125H113V123L111 124ZM83 124H85V127H83ZM123 124H124V126H123ZM258 124L261 127L258 126ZM120 125H122L121 126L122 128H119ZM86 127H88L89 129L86 128ZM92 127H95L94 129H95V131L97 130L96 131L97 133H99V131H100L101 135L99 133V135L96 136L97 133L94 132V131L92 132V130H94ZM104 127H106L108 132H106ZM215 127L217 129L219 127L220 130L222 129V127H220V126H215ZM123 128H124V130H123ZM255 128L258 129V130L255 133L256 136H253V129H255ZM115 129H117V130H115ZM118 130H120V131H118ZM48 131L49 130H47V129L43 130V132H48ZM86 131L88 133H89V131H91L90 133H92V134L89 133L90 135L88 137L87 136L88 134H87ZM248 131L249 132L251 131L250 132L251 134L248 133ZM112 132H114L115 134L112 133ZM75 134H76V136L78 135L81 139L78 138V136L76 137ZM82 134H83V136L81 137ZM105 134H106V136H105ZM109 134H110V136H109ZM113 134L115 135V137H113L114 136ZM91 135H95L96 137L95 136H91ZM211 136H213L212 139H210ZM164 137L165 136H163V138ZM83 138H85V139H83ZM94 138L95 139L99 138L100 140L99 139L95 140ZM102 138H104V139H102ZM109 138H111V140H109ZM115 138H116V140H114ZM260 138H259V141H260ZM213 139H214V141H213ZM249 139H251V140H249ZM82 140H83V142H81ZM84 140H85V142H84ZM93 140H95L94 141L95 144H91V143H93ZM104 140H107V141H104ZM224 140H226V141H224ZM228 140H229V142H228ZM212 141L215 142L216 144H213ZM233 141L235 142L236 145L233 144L234 143ZM101 142L104 143V144L102 145ZM154 142H155V139H154L153 143ZM107 143H108V145H107ZM50 144H52V145H50ZM87 144H88V146H87ZM157 144H159V141H158ZM68 145H71V147H69ZM144 145L145 144H141V147L138 149L140 152H146L145 150L148 149V147L145 148V146H147V145H145V146ZM150 145H152V143ZM213 145H215V146L213 147ZM4 146H6L7 148L4 147ZM165 146H173V147H169L171 149V151H170V153L168 155L165 154V152L163 150V148ZM208 146L211 147V148H209ZM106 147H108V149H106ZM189 147L190 146L186 145L187 149ZM195 147L192 148V149H194L195 152L198 153L199 151ZM254 147H255V145H254ZM178 148H179V150H178ZM43 149H45V150H43ZM206 149H208V150H206ZM14 150H15V154L13 153ZM125 150H124V152L128 153L129 149H127L128 151L127 150L125 151ZM183 150H186V149L183 148ZM37 151H38V153H37ZM44 151H46V152H44ZM47 151L50 152V153H47ZM226 151H229V152H226ZM96 152H97V154H96ZM111 152H112L111 157L114 156V158H115L113 162H112V160L108 161V158L110 157ZM179 152H180V154H179ZM17 153L19 154V155H17L18 159H15V158H17V156H16ZM21 153H22V155H21ZM135 153H137V151H134L133 155ZM42 154L43 155L45 154L44 157L42 156ZM98 154H100V155H98ZM235 154H237V152ZM235 154H234V156H235ZM244 154L245 153H243V155ZM33 156L36 158L35 159L36 161L33 160ZM13 157H15V158H13ZM39 158L41 160H44L45 163L41 164V162H40L41 160ZM89 158H91V160ZM92 158L94 160H92ZM100 158H102V159H100ZM133 159H132V161H130V164L140 165L139 161H135V163H134ZM38 160H40V161L38 162ZM83 162H85V163H83ZM38 163H39V165H38ZM57 164L60 165V168H57ZM81 164H83V165H81ZM99 165L102 166V169L100 168ZM234 165H236V166H234ZM30 166H31V168H30ZM81 167H83V169ZM104 167H106V168L104 169ZM27 170H28L29 174L26 173V174H28L26 176L27 177L26 178L24 176L26 174L23 173V172H27ZM69 173L71 175H69ZM94 173H95V175H94ZM20 174H23V179H22V177L20 179H17L19 176H21ZM87 175H90V176L86 177ZM131 175H133V174H131ZM211 181H212V183H211ZM20 182L22 183V185L20 184ZM23 182H24V184H23ZM129 183H130V181H128V184ZM12 184H15V185H12ZM22 188L23 189L25 188V190H23ZM26 189H27V191H29L31 189L30 190L31 193L27 192ZM256 189H259L260 191L257 192ZM36 190H37L38 194H40L41 196L38 195V194H35V193H37ZM38 190H40V191H38ZM259 192H261V196L255 195V193H259ZM43 193H44V195H43ZM67 193H69V194L66 195ZM29 194H31V195H29ZM145 194H146V196H145ZM203 194L205 196H202ZM159 195H160V199L158 200L157 198H159ZM206 195H207V197H210V198H207ZM3 198H5V199H3ZM83 198H84V200H83ZM80 199H82V200H80ZM207 199H210V200H207ZM15 200L16 201L18 200V202H16ZM7 201H8V203H7ZM9 201H12V202H10L11 205H12V203L13 204L15 203L13 205L14 207L10 206ZM81 201H83V202H81ZM17 203H19V205L22 203V205L18 206ZM24 204L26 205V207L24 206ZM197 204H199V205L197 206ZM80 205H82V206H80ZM22 206H23L24 210H22L20 208ZM119 206H120V208H118ZM121 206H122V208H121ZM15 207H17V208H15ZM124 207H126V208H124ZM13 208H15V210ZM19 208L23 212H21V211L19 212ZM11 209H12V211L14 210L13 211L14 213L11 211ZM181 210H182V207H181ZM10 211H11V213L9 215ZM101 211H103V212H101ZM178 211H180V210H178ZM185 211H187V210H185ZM249 211H250V214H249ZM14 214H16V215H14ZM107 214L110 216V217H108V219H107V216H108ZM156 221H158V222H156ZM176 222L177 223L175 225H177V224L180 225L181 224L178 220ZM83 223H85V224H83ZM164 225H169V227L165 228ZM42 227H44V228H42ZM1 228H0V244H1V246H0V254H1L0 255V263L1 264H8L6 261H8V262L11 261L10 262L11 264H22V263L25 264V263H28V262L31 264L30 260H32V261L34 260L35 261V259L36 260L40 259L39 260L40 263L42 262V263L46 264V262H47V264H52L53 261L56 260V258H58L57 255L59 256L63 252L61 247L64 244H62V242H61L60 246L56 245L54 242H50L49 248L44 253L37 252L36 255H35L31 251H29L28 249H25V250H20L19 249V251H18L19 253H17V251H15V249L13 247H12V250H11L10 246L5 245L7 243L5 242V238H4L3 234H2V229ZM31 234L33 235V237H35V235L38 237V234L36 232H32ZM116 235H118V236H116ZM37 237H35V238H37ZM198 238H199V240L197 241V245H199V246H197V249H199V248L200 249L197 250V251L199 252V258H197L198 260H195V261L202 262L203 264H223V263H221V261H223L222 259H224L223 257H225L226 255L229 256V254L230 255L232 254L231 256L228 257L229 258L228 259V263L229 264H239L238 261H240V260H239V258H237V255H236V252H235L236 251L235 248L232 247L234 242H233V240L231 238H229L228 241L225 242V244H224V251L223 252L225 254L223 253L224 256L222 255V257H218V256L216 257L215 254L212 253L213 249H211L212 248L211 244L207 242V238L204 235L201 237V234L198 233ZM225 238L226 237L223 234L222 239L225 240ZM77 240H78V238H76L75 235H74L72 238H70L68 240L67 243H76ZM17 241H15V242H17ZM38 241H35V242H38ZM32 242L33 241H27V243H25L23 240L20 241V242L18 241L17 243L20 244V245L18 244V248H21V246H29V245L31 246ZM121 242H119V245H120ZM112 243H114V242H112ZM171 243L172 242H170V244ZM151 244H152L151 246H153V243H151ZM209 245H210V247H209ZM252 245H251V247H252ZM86 248H87L86 247V242L85 241H80L79 244L74 248L73 252L75 253V256H81V255L84 254ZM13 249H14V251H13ZM76 249H78V250L76 251ZM95 249H96V246H95ZM54 251L57 252V254ZM29 252L33 256L34 255L35 256L33 257ZM88 252L93 253L92 247L88 248ZM96 252H97V250H96ZM207 252L208 253L211 252V253H209V255H208ZM17 254H19V255L21 254V255L19 256ZM67 254L69 255V253H67ZM233 254L236 257H234ZM37 255H38V257H37ZM45 255L49 259L46 258ZM52 255L55 256L56 258L55 257L52 258ZM18 256H19V259L21 260V262H18L20 260L17 261V259H18L17 257ZM39 256L40 257L43 256V259L40 258ZM69 256H74V255H69ZM208 257H211V258H209V260L207 261ZM30 258H32V259H30ZM60 258L63 259V257H61V256H60ZM41 259L42 260L46 259V260L42 261ZM232 259H233V261H232ZM47 260L48 261L51 260V262H48ZM176 261H178V260H176ZM33 262H32V264H33ZM40 263H38V264H40ZM55 263H56V261H55ZM58 264H62V262L61 263L59 262ZM176 264H182V263L176 262ZM184 264H187V263H184Z\"/></svg>", "mask_w": 264, "mask_h": 264}, {"label": "snow or ice", "instance_id": "obj_3", "mask_svg": "<svg viewBox=\"0 0 264 264\" xmlns=\"http://www.w3.org/2000/svg\"><path fill=\"white\" fill-rule=\"evenodd\" d=\"M120 2L123 3L125 9H127V8L132 7L133 4H136L137 0H131L130 3L126 2V0H120ZM162 2L164 3L165 9H166V16L172 15L171 8L169 7V5H168V3H167V0H162ZM145 3L147 4V6H148L150 9L155 7V5L153 4L152 0H145ZM202 4H203V0H201V5H202ZM255 6H256V0H251V5L248 6V7H245L244 11H245V12H248V11H250V8H251V7H255ZM3 7H4V5H3V4H0V8H3ZM138 7H139V6L137 5V8H138ZM199 7H200V6L198 5V7H197V21H198V27L201 28V29H203V30H207V29L210 27L211 23L213 22V21H212V15H213L212 10H205L203 13H201V12L199 11ZM261 7L264 8V4H261ZM175 18H176L177 20H179V19H180V16L177 14ZM82 19H84V20H88L89 22H91V21H90V18L82 17ZM237 19H239V15L237 16ZM129 23H131V21H129ZM188 27H189V29H190V31H189V35H190L191 37H193L194 40L200 38V37L203 35V32H202V31H198V30L192 29V28H191V25H189ZM74 34H75V33H73V35H74ZM88 35H92V36H94V34H92V33H90V32H89ZM255 37L264 38V26H262L261 30L258 31V32H256V33L254 34L253 37H248V38H247V39L249 40V43H251L252 40H253ZM69 39H71V36L69 37ZM99 39H100V43L102 44V43H103V38L100 37ZM133 43L135 44V41H133ZM76 45H77V47H79V43L76 44ZM136 46L139 47L138 45H136ZM177 46H178V47H181V48H183V47H187L186 45H185V46H181L179 43L177 44ZM253 46H255V45H253ZM223 47H224V46L221 45V48H223ZM248 47H249V45H248V44H245V45L243 46V49H244L245 51H247ZM74 50H75V49H73V51H74ZM189 50L191 51V48H189ZM62 51H64L65 53H68L66 49H65V50H62ZM227 53H228V55H227L226 57H224V53H223V52L219 53V56H220V58H222V59H226L228 62H231L234 56H237V55L240 54V50H235V51H234L232 48L229 47V48L227 49ZM90 55H94V54L91 53V51H90V52L88 53V55H86V57H88V56H90ZM95 55H99V54H95ZM213 59H216V57H213ZM35 63H36V64L39 63V58H36ZM169 67H171V65H169ZM83 70H84V69L82 68V65L80 64V71H83ZM76 74H77V73H74V75H76ZM57 75H59V73H57ZM48 78H50V77H48ZM153 86H154V87H157V88L161 87L160 85H155V84H154ZM192 86H193V82L190 81L189 84H188V88H191ZM221 87H223V85H222V84H219V85L217 86V88H216V91H219ZM237 87H238V86H237ZM135 91L137 92V94L139 93V86H138V85L135 86ZM238 91H239V90H238ZM252 91H253V93H255L256 95H259V93L256 92V89H255V88L252 89ZM236 98L238 99V98H239V95H238ZM166 102H167V95L165 96V101H164V102H153V103L149 104L148 106H149L150 108L155 109L157 112H161V111H163V110L165 109V107H166ZM255 107H256V108L259 110V112H260V122H261V124H262V129H260V130H261V131H264V101H260L259 103H257V104L255 105ZM249 112H251V109H249ZM206 115L208 116L207 123H208L210 126H212L216 138L222 143L223 140H222L221 132H220L219 129H217V128L215 127L214 121H213V119L211 118V113H208V114H206ZM49 119H51V118H49ZM52 126L55 127L57 131H59L58 127H57L54 123L52 124ZM256 131H257V129H253V136H255ZM10 135H11V134H10ZM40 139H41V140H44V137L41 135V136H40ZM68 146L71 147V145H68ZM262 151H264V150H262ZM201 154L203 155V152H202ZM260 156H261V153H257V158H258V159L260 158ZM35 159H36V158L33 157V160H34V161H35ZM40 162H41V163H45V161H43V160H41ZM57 168H60V165H59V164H57ZM61 170H62V169H61ZM194 171H196L195 168L190 169V172H194ZM200 171L202 172V171H204V169H203V168H200ZM161 179H162V177H161ZM122 264H123V261H122Z\"/></svg>", "mask_w": 264, "mask_h": 264}]
</instances>
